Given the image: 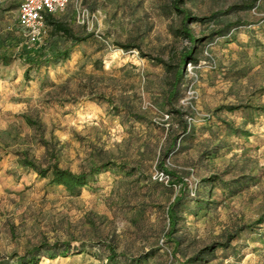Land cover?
<instances>
[{
  "label": "rangeland",
  "instance_id": "rangeland-1",
  "mask_svg": "<svg viewBox=\"0 0 264 264\" xmlns=\"http://www.w3.org/2000/svg\"><path fill=\"white\" fill-rule=\"evenodd\" d=\"M18 1L0 0V57H13L0 62V264L43 240L71 250L38 264H179L217 243L226 247L195 264H264V0L229 12L250 0L178 5L215 16L187 22L197 62L186 63L173 98L174 69L191 45L173 0H71L53 18L92 33L80 43L49 24L28 41ZM235 21L243 24L216 33ZM64 49L68 59L26 77L25 57ZM23 158L72 172L110 164L70 193ZM179 194L174 253L166 209Z\"/></svg>",
  "mask_w": 264,
  "mask_h": 264
},
{
  "label": "trees",
  "instance_id": "trees-1",
  "mask_svg": "<svg viewBox=\"0 0 264 264\" xmlns=\"http://www.w3.org/2000/svg\"><path fill=\"white\" fill-rule=\"evenodd\" d=\"M186 0H173L172 7L177 10L179 13L183 15L182 19V27L180 29V33L185 35L191 45L190 47L181 53L180 60L178 65L174 69V80L171 83V88L168 92V98H173L175 94L178 91L179 85L182 83L183 80V69L187 62L189 63H196L197 57L195 55V45L193 42L196 41L195 38L192 37L190 29L187 26V22H194V21H206L211 19L215 16V13L212 14L210 17H194L191 16L190 13L187 10L180 9L178 5L183 4ZM256 0H250L249 2H245L242 4H235L230 5L224 12H229L235 8H247L252 7L255 5ZM46 25H51L53 28V31L56 33H61L64 36L74 39L76 43H80L82 41L87 40L92 36V33H88L86 35H75L72 32V29L68 27L64 22L55 20L53 18V15H48L45 19ZM243 24L241 21H235L228 23L225 26H222L217 30L216 33L225 35L229 32V28L235 27L237 25ZM120 48L128 50L135 47L131 44H119L117 43ZM71 54L70 49H64L62 51H57L53 56L51 57H37V56H28L23 59V63L26 65L25 67V75L28 78L29 71L33 67H38L41 64H49L51 62H58L60 60H66L69 58ZM158 63L166 64L162 59L154 58ZM13 61V57L8 55H2L0 57V62L3 65H8ZM166 66H168L166 64ZM236 107L229 106V110H234ZM21 163L24 167L29 168L37 173L39 177L42 178H48V183L55 186H62L65 190H67L70 193H74L78 191L80 188L84 187L88 184V181L90 177L94 174H98L101 172H104L108 165L110 163H103L99 166L93 167L87 171H81V172H72L66 168H61L58 166L56 162H54L51 165H47L45 167H42L36 163H34L31 160H28L26 158H23L21 160ZM163 171L167 172V174H173L170 171L163 169ZM209 178L204 179V181H209ZM182 198V195L179 194L178 197L169 203L166 209V215H167V222H168V231L167 236L168 241L173 242V252L175 253V250L178 248L180 241L176 238H172V236L177 231V224L179 221V215L178 206L180 205V200ZM219 247H226V243H217V244H210L203 248H201L199 251H197L195 254L187 257L186 259L179 262V264H195L197 263L202 256L210 254L214 252ZM71 250L70 242L68 241H41L37 245L33 246L32 248L25 251L23 254L18 255L16 264H38L40 262L41 256L44 255L48 258H54L57 255H63L66 256ZM82 252V251H77ZM105 252H106V259L109 262L116 263L117 259L121 256V254L117 253L115 250V247L107 244L105 245ZM17 256V255H16ZM146 258V255L143 256V258ZM136 262H140L141 259H135Z\"/></svg>",
  "mask_w": 264,
  "mask_h": 264
},
{
  "label": "built area",
  "instance_id": "built-area-1",
  "mask_svg": "<svg viewBox=\"0 0 264 264\" xmlns=\"http://www.w3.org/2000/svg\"><path fill=\"white\" fill-rule=\"evenodd\" d=\"M71 0H19L17 24L30 42H37L45 32L46 17L63 10Z\"/></svg>",
  "mask_w": 264,
  "mask_h": 264
}]
</instances>
